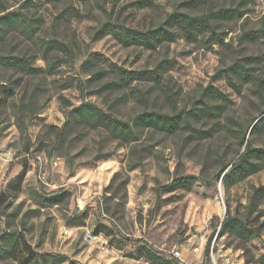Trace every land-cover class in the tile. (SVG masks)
Segmentation results:
<instances>
[{
    "label": "rangeland",
    "instance_id": "1",
    "mask_svg": "<svg viewBox=\"0 0 264 264\" xmlns=\"http://www.w3.org/2000/svg\"><path fill=\"white\" fill-rule=\"evenodd\" d=\"M138 1L0 0V14L2 5L24 12L34 27L31 37L20 29L0 31V55L29 56L40 68L27 73L0 63V264H151L140 241L173 263L171 252L178 249L186 264L196 258L203 264H264V197L249 206L253 190L264 185V168L229 188L217 178L244 151L243 132L253 147H264V128L249 134L264 110V94L256 88V79H264V0H153L142 9ZM234 6L244 10L242 18L213 21L220 41L207 33L193 42L178 37L156 50L124 47L114 35L117 29L102 26L146 29L175 8L198 15ZM44 40L65 47L48 58L40 46ZM250 57L256 67L252 81L244 83L236 74L217 77ZM163 61L161 81L174 90L177 110L192 108L208 85L227 100L220 118L194 121L211 136L145 128L136 142L125 144L68 116L82 102L123 121L144 109L169 112L154 82L132 83L148 93L144 105L127 91L96 92L100 81L91 78L97 70L109 80L120 69H153ZM132 146H147L149 153L143 151L140 165L128 170L138 160ZM187 175L199 177L191 188L162 189ZM60 189L70 194L60 205L37 200ZM227 211L256 227L258 235L221 233Z\"/></svg>",
    "mask_w": 264,
    "mask_h": 264
},
{
    "label": "trees",
    "instance_id": "2",
    "mask_svg": "<svg viewBox=\"0 0 264 264\" xmlns=\"http://www.w3.org/2000/svg\"><path fill=\"white\" fill-rule=\"evenodd\" d=\"M46 1L59 2L61 0ZM136 5L139 9L150 7L153 5V0H139L136 2ZM1 12L0 24L2 25V28H0V31L9 32L11 30L20 29V31L26 34L27 37L32 36L34 27L27 14L17 10H8L4 5L1 6ZM244 13V10H242L240 6L220 8L216 11L198 15H193L180 10L179 8H175L155 27L140 29L125 27L122 25L116 26V24L109 23L108 25L104 23L102 26L117 29L116 31L114 30V35L124 47L138 45L148 50H156L162 43L173 42L178 37H183L186 41L193 42L196 41L198 36L204 37L208 33V36H211L213 41H220L219 37L213 31V21L240 19L244 16ZM40 46L44 56L48 58L50 51L65 47L57 40H44L40 42ZM253 60L254 59L250 57L235 61L225 70L218 71L216 75L219 77L222 73H226V76L230 77L231 74H236L242 82H250L255 79L253 75L256 71V67L252 64ZM0 63H8L10 66L27 73H36L40 70V68L34 67L31 63L30 57L25 55H0ZM166 66L167 62L163 61L153 69H120L117 76L109 80H103L107 74L104 70H97L91 74V78L100 81L98 89L95 90L96 92L109 93L127 91V93L140 96V101L144 105H147L148 103V100H145V95L148 93L142 92L136 86L132 85V83L138 80L154 82L161 87L166 99L164 101L169 107V112H160L159 110L153 109L148 111L147 109H144L131 120L123 121L114 117L112 114L107 113L91 102H82L79 106L69 111L68 116L77 123L100 127L106 130L114 139L125 144L136 142L140 131L145 128L164 132L166 134H174L179 130H189L196 138H206L211 136V130L208 131L197 128L194 121L204 118H220L227 109V100L222 94L216 92L211 85H208L204 88L202 95L192 108L177 110L174 90L169 83L164 84L161 81L162 71ZM256 80V88L258 93L262 96L264 94V79L257 78ZM123 96H126V94L123 93ZM216 96L221 99L219 102L214 104L212 102L213 100H208V98L212 99ZM124 101L126 100H114V102ZM258 118L260 119L253 125L249 134L253 131L264 128V110L260 112L259 117L256 119ZM228 122L232 127L236 125V122L232 117L228 118ZM229 129L233 128H228V130ZM247 134L248 132H243L240 136L241 148L243 147L244 151L239 152L236 157L225 164L217 174V178L223 181L226 188L245 180L264 168V147H253L250 140L247 138ZM130 151L133 154H137L138 159L137 162L131 163L128 166V170H133L140 165L142 152L145 151L149 153V148L147 146L142 148L132 146ZM110 155L111 154H107L105 157H109ZM198 179V176L193 175L176 177L168 184L164 185L162 189L171 192L183 187L191 188ZM69 195L68 191L60 189L50 193L39 194L37 200L43 204L60 205L67 200ZM263 197L264 185H261L253 190L249 203L250 208L257 198ZM228 230L234 231L243 238H246L252 233L258 235V229L256 227L249 226L247 221L231 216L229 211H227L226 216L221 223L220 232L224 233ZM212 237L213 236L209 238L210 241ZM118 241L122 244L128 242L123 238H118ZM140 242L142 243L140 250L143 252L144 258L151 262V264H174L147 243ZM37 262L39 264V260H37ZM68 264L76 263L70 262Z\"/></svg>",
    "mask_w": 264,
    "mask_h": 264
},
{
    "label": "built area",
    "instance_id": "3",
    "mask_svg": "<svg viewBox=\"0 0 264 264\" xmlns=\"http://www.w3.org/2000/svg\"><path fill=\"white\" fill-rule=\"evenodd\" d=\"M200 248H199V246H196V247H194V249H193V251L195 252V253H199V250ZM173 255H174V257L177 259V261L174 263V264H186V262H184L183 260H182V255H181V252L178 250V249H175V250H172V252H171ZM192 264H203V262H200V261H195L194 263H192Z\"/></svg>",
    "mask_w": 264,
    "mask_h": 264
},
{
    "label": "water",
    "instance_id": "4",
    "mask_svg": "<svg viewBox=\"0 0 264 264\" xmlns=\"http://www.w3.org/2000/svg\"><path fill=\"white\" fill-rule=\"evenodd\" d=\"M261 117H263V116H261ZM261 117H260V118H261ZM260 118H258V119L256 120V122H257Z\"/></svg>",
    "mask_w": 264,
    "mask_h": 264
},
{
    "label": "crops",
    "instance_id": "5",
    "mask_svg": "<svg viewBox=\"0 0 264 264\" xmlns=\"http://www.w3.org/2000/svg\"><path fill=\"white\" fill-rule=\"evenodd\" d=\"M182 260H183V259H182ZM183 261H184V260H183ZM195 261H197V258H196V260H195ZM195 261H194V262H195ZM184 262H185V261H184ZM194 262H193V263H194Z\"/></svg>",
    "mask_w": 264,
    "mask_h": 264
}]
</instances>
